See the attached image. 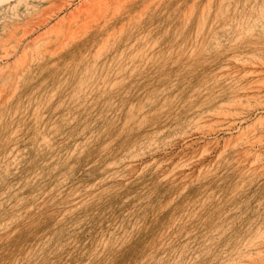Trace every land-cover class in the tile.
<instances>
[{"label": "rangeland", "instance_id": "rangeland-1", "mask_svg": "<svg viewBox=\"0 0 264 264\" xmlns=\"http://www.w3.org/2000/svg\"><path fill=\"white\" fill-rule=\"evenodd\" d=\"M263 166L264 0H0V264H264Z\"/></svg>", "mask_w": 264, "mask_h": 264}, {"label": "bare ground", "instance_id": "bare-ground-1", "mask_svg": "<svg viewBox=\"0 0 264 264\" xmlns=\"http://www.w3.org/2000/svg\"><path fill=\"white\" fill-rule=\"evenodd\" d=\"M97 18V17H96ZM80 29V28H79ZM64 43V42H63ZM201 135V134H200ZM260 138V137H259ZM251 146V145H250ZM251 148V147H250ZM260 149V148H259ZM264 167V166H263ZM264 171V170H263Z\"/></svg>", "mask_w": 264, "mask_h": 264}]
</instances>
